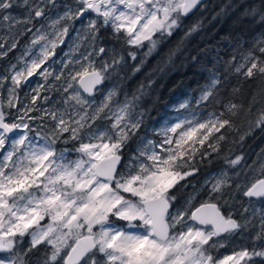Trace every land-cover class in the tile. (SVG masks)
I'll return each instance as SVG.
<instances>
[{"label": "snow or ice", "instance_id": "snow-or-ice-1", "mask_svg": "<svg viewBox=\"0 0 264 264\" xmlns=\"http://www.w3.org/2000/svg\"><path fill=\"white\" fill-rule=\"evenodd\" d=\"M207 7L205 0H0V29L5 30L0 59L28 37L16 62L0 72V264H32L29 256L41 247L45 252L36 264L264 261V209L253 208L248 215L249 207L242 206L239 220L223 210L234 207L238 195L249 204L253 199L264 204V179L237 182L243 154L225 156L227 167L172 211L176 192L187 187L204 161L211 162L213 153L219 156L229 132L239 134L246 123L247 131L239 135L243 143L256 129L264 131V38L241 52L239 61L235 55L224 61L227 74L245 81L258 76L259 91L237 101L242 89L233 87L232 98L223 99L226 81L214 64L205 69L208 81L195 103L222 105L224 111H210L206 118L189 111L154 130L158 139L139 137L134 148L133 139L144 125L140 101L154 83L151 74L147 85L141 83L131 96L125 93L123 101L118 83L102 91L127 65L123 54L102 46V31L110 29L127 45L133 62L138 56L131 49H143L147 42L144 58L132 70L135 75L161 43L182 30L185 18ZM14 8L22 15H13ZM229 12L238 21L259 16L264 23V0L259 7L231 0L213 19ZM203 28V19H197L184 31L169 50L166 66ZM35 77L40 80L21 98ZM97 93L103 96L100 101ZM190 108L191 101H185L178 110ZM101 121L108 123L100 126ZM126 150L131 153L127 161ZM257 164L264 175L262 160L248 168ZM201 192L207 199L197 206ZM257 217L251 251L245 248L222 259L212 254L228 238L255 226Z\"/></svg>", "mask_w": 264, "mask_h": 264}, {"label": "trees", "instance_id": "trees-1", "mask_svg": "<svg viewBox=\"0 0 264 264\" xmlns=\"http://www.w3.org/2000/svg\"><path fill=\"white\" fill-rule=\"evenodd\" d=\"M229 2L231 0H206L207 9H198L194 14L185 18L182 30H177L172 37L161 43L158 51L146 58L142 70L135 75L132 74V70L140 63V59L144 58V53L147 51V42H145L143 49H131L137 52L138 59L135 62L127 55L130 50L129 47L115 45L118 52L123 54L127 60V65L120 72L119 84L122 91L119 97H124L125 93L131 96L141 83L147 85L148 80L146 77H149V74H151L149 78L154 81L151 88L146 89L148 94L140 101V110L145 112L144 125L135 138L145 134L143 129L153 125L161 113L164 114L171 109L178 108L185 101H191V108L187 111L177 110L178 114L186 115L189 111L195 110L206 118L210 111L217 113L224 111L222 105L198 107L195 103L196 98L200 95V89L208 81L209 73L205 69L212 68L214 64L217 65L226 81L222 87L223 99L232 98L231 91L233 87L242 89L243 95L237 97V101L250 97L252 93L260 90L262 85L258 76L255 79L245 81L243 78L226 73L224 61L230 60L234 55L239 61L241 52L247 51L258 40L264 38V23L260 22L259 16L255 18L245 17L243 20L238 21L229 12L213 19L216 12H219L220 8ZM235 2L254 4L256 7L260 5V0H235ZM197 19H203L204 28L198 35L186 41L181 52L177 53L174 63L166 66L169 50L177 47L184 31ZM192 56H197L198 60L192 61ZM217 58L220 61L218 64ZM160 69L164 70L161 71ZM255 115L256 112L253 110V119H255ZM237 124L239 125L240 122L237 121ZM246 131L247 124L245 123L240 128L239 134L234 130L229 132L227 140L221 144L219 156L217 157L213 153L211 162L204 161L200 165V172L189 178V180L195 182L208 173L217 171L223 166L225 156L231 157L237 153L242 154L250 151L259 152L264 147V131L256 129L245 138L243 143H240L239 135H243ZM263 176L261 175L260 178ZM244 199L247 198L240 197L242 203ZM38 254L39 252L30 256H38Z\"/></svg>", "mask_w": 264, "mask_h": 264}, {"label": "rangeland", "instance_id": "rangeland-1", "mask_svg": "<svg viewBox=\"0 0 264 264\" xmlns=\"http://www.w3.org/2000/svg\"><path fill=\"white\" fill-rule=\"evenodd\" d=\"M61 2H64V0H61ZM13 15H22V10L21 9H13L12 11ZM86 23V21H85ZM76 27H80V23L77 22ZM4 29H0V35L4 34ZM74 35V33H73ZM101 36H102V46L108 47V48H115V50L118 52V49L115 47V45H119V46H123V47H128L127 45L123 44V42L121 40H117L110 29L108 30H104L101 32ZM28 43V40H27ZM26 43V44H27ZM25 44V45H26ZM24 50V47L19 46L17 48V51H19V55L22 54ZM22 51V52H20ZM64 51H67V47H64ZM18 54V53H17ZM18 55V56H19ZM63 53H60V56L62 57ZM13 56V55H12ZM17 56V57H18ZM13 58V59H12ZM11 61L9 62V59L4 61V66H3V70L4 68H6L10 63H15L16 62V56L12 57ZM121 77L119 76L116 80L110 81V82H106L105 85L102 88L103 92H106V90L108 88H111L112 85L114 83H118L120 82ZM40 78L39 77H35L32 79L31 82V86L30 87H25L22 91V93H20L21 98H23V94L24 92H30L31 91V87H35L37 81H39ZM119 80V81H118ZM42 82V81H41ZM6 92V90H5ZM95 99L97 101H100L101 99H103V96L100 93H97L95 96ZM119 99L121 101H123L124 97H119ZM179 108V107H178ZM178 108H174L172 110L171 113H166V115H163L160 119H157L156 122L151 125L150 127H145L143 129L145 134H141L139 137L141 136H148L149 138H155L158 139L159 137L155 136V132L154 130H158L159 128H161L166 122H174L175 119L177 117H183L185 115L182 114H178L176 111L178 110ZM170 111V110H169ZM187 115V114H186ZM108 122L106 121H101L99 122L100 126H104L105 124H107ZM152 133V134H151ZM138 137V138H139ZM138 138H135L134 141L132 142V147H135V142ZM60 147H64L63 144L60 145ZM68 147H72V145H68ZM241 153H237L235 155H238ZM245 157V163L241 166L240 169H237L236 171H238L240 173L239 178L237 179L238 183L241 184H250L252 182H254L256 179L260 178L261 173L259 170V164H257L255 167L249 169L248 165H252L253 161L256 160H262L264 161V147L259 151V152H254V151H250L247 153H242ZM131 155L130 152H128L125 156V161H127L128 156ZM235 155L231 156L234 157ZM71 158H75V153H73ZM226 164L224 162L223 166L221 168H219L217 171L208 173L206 176H204L202 179H199L195 182H193L192 180H189L187 183V187H181L178 191H177V202L174 204L172 211H176L177 209L182 208L185 205V201L187 200L188 196L193 193L194 190H200L201 189V185L204 184L206 179H209L210 177L216 175L222 168H226ZM230 174L235 176V173L231 172ZM181 195V196H180ZM240 197H242V195H238L236 198V203L234 207H227L225 206L223 208V210L225 211V213H227L228 211H231L233 213V215L235 216V218H237L238 220L241 219L240 217V213L243 211V207H249L250 211L248 213V215H251V211L253 208H261L264 209V204H262L261 202L257 201V200H253L251 204H249L248 199H244L243 203L240 200ZM207 199V194L205 192H201L199 195L198 200L195 202L196 205L198 206V204L200 202H202L203 200ZM221 204L223 205V201H221ZM241 222L243 223V221L241 220ZM253 224L255 226L250 225L248 227V229H242L241 231H239L238 233H236L235 235H233L232 237L228 238L225 242V246L224 247H220L217 249H213L212 254L214 256H216L218 259H222L224 256L226 255H232L235 252H239L245 248H247L248 250H252V248L254 247V241H253V237L255 236L256 232L259 230L258 225H259V218L257 217ZM257 247L261 246V243L259 241L255 242ZM25 247H27V243H25ZM45 252V248L41 247L38 256H29V259L32 261V264H36L37 260L41 257H43ZM61 264L62 261H61ZM254 264H264V261H262L260 258H254Z\"/></svg>", "mask_w": 264, "mask_h": 264}, {"label": "flooded vegetation", "instance_id": "flooded-vegetation-1", "mask_svg": "<svg viewBox=\"0 0 264 264\" xmlns=\"http://www.w3.org/2000/svg\"><path fill=\"white\" fill-rule=\"evenodd\" d=\"M13 11V10H12ZM27 40H28V37H23V38H21L20 39V43H19V46H21L22 45V47H24V45L27 43ZM18 46V47H19ZM20 52H22V51H20ZM18 53V54H17ZM13 55V56H12ZM19 55V51H17V49H15V50H13V51H11V52H9L8 53V55L6 56V57H4L3 59H0V72H3V66H4V61H6V60H8L9 59V62L11 61V58L12 57H14V56H18ZM13 59V58H12ZM23 91V90H22ZM22 91H21V93H22ZM169 113H171L172 111L170 110V111H168ZM167 112V113H168ZM163 115H166V113H164V114H160L159 116H158V119H160ZM199 205V204H198Z\"/></svg>", "mask_w": 264, "mask_h": 264}, {"label": "water", "instance_id": "water-1", "mask_svg": "<svg viewBox=\"0 0 264 264\" xmlns=\"http://www.w3.org/2000/svg\"><path fill=\"white\" fill-rule=\"evenodd\" d=\"M206 1V0H205ZM258 179H264V176L263 177H261V178H258ZM63 263V262H62Z\"/></svg>", "mask_w": 264, "mask_h": 264}]
</instances>
